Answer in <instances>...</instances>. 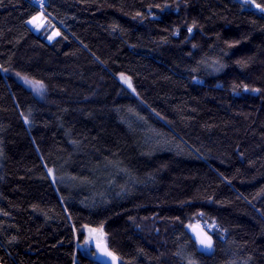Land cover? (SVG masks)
Here are the masks:
<instances>
[{"label": "trees", "instance_id": "16d2710c", "mask_svg": "<svg viewBox=\"0 0 264 264\" xmlns=\"http://www.w3.org/2000/svg\"><path fill=\"white\" fill-rule=\"evenodd\" d=\"M45 8L52 41L26 23L34 0L0 2V261L93 264L77 245L103 225L122 264H264V15L240 0Z\"/></svg>", "mask_w": 264, "mask_h": 264}, {"label": "snow or ice", "instance_id": "6c2138e0", "mask_svg": "<svg viewBox=\"0 0 264 264\" xmlns=\"http://www.w3.org/2000/svg\"><path fill=\"white\" fill-rule=\"evenodd\" d=\"M2 2V0H0ZM34 4L38 7L39 11L32 15L26 23L31 25L32 28L36 31H40L45 28L51 29V34L47 36V39L49 41L54 40L56 37H59L61 35L60 30L55 27V25L52 23V21L49 19L51 14L46 13L45 8V0H34ZM241 8L248 7L250 10H255L264 15V3H258L257 0H240ZM155 7L157 9H160L163 11L164 9L168 8L169 5L167 4H156L154 6H149V12L151 14V8ZM179 5L177 4V8ZM137 16H140L143 18L142 13H136ZM153 18H155L153 16ZM61 23H63L61 21ZM196 26L195 22H193L191 27L187 28L188 33H192L193 28ZM176 34H178V29L176 30ZM66 39V37H65ZM193 47H196V45H193ZM237 63H243L242 61H237ZM223 65H220L215 70L219 71L220 68H222ZM0 71L4 73H8L10 69L5 68L3 65H0ZM15 75L19 77L23 84L28 86L31 91L40 96L43 97L46 94L47 91V85L43 80H39L36 78H29L28 76L24 75L22 76L21 73L16 72ZM120 79L125 83L130 89H132L133 92L136 91V89L132 85V77L128 76L124 73H120ZM238 87H242L244 92L252 91V92H259L260 89L258 88H250L249 85L243 84L241 86H233V93H237ZM154 111V110H153ZM23 120L26 124L31 123L30 121V115L31 110H29V115H24ZM2 150H0V155H2ZM243 155V153H241ZM49 173H52V169H48ZM53 182H55V176H53ZM7 215V213H5ZM199 217H203L204 213L200 212L196 214ZM175 220L179 221V217H175ZM181 223H183L181 221ZM85 230L86 234L83 235V242L81 244L77 245V248L83 251V254L87 257H90L93 259V264H122L121 257L117 255L116 252L112 251L109 247L108 240H107V233L103 230V225H100L98 228H91L88 225L82 226ZM188 229L192 231L194 234V240L195 243L204 251H209L213 248V238L209 233L205 230L203 226L197 225L193 226L191 223L186 225ZM208 228H215V224H209L207 225ZM226 231V230H224ZM79 238V237H78ZM16 237H12V240H15ZM11 243V241H9ZM143 250H141L142 252ZM179 255V253H177ZM0 264H3V261H0ZM73 264H78V262L75 259V256L73 257ZM188 264H196V261L189 259Z\"/></svg>", "mask_w": 264, "mask_h": 264}, {"label": "rangeland", "instance_id": "374dc122", "mask_svg": "<svg viewBox=\"0 0 264 264\" xmlns=\"http://www.w3.org/2000/svg\"><path fill=\"white\" fill-rule=\"evenodd\" d=\"M31 26V25H30ZM32 27V26H31ZM36 31V30H35ZM36 32H38V31H36ZM23 76V75H22ZM18 80L23 84V82H22V80L18 77ZM26 86V85H25ZM28 89H30L28 86H26ZM31 90V89H30ZM36 95V94H35ZM37 97H39V98H42V97H40V96H38V95H36Z\"/></svg>", "mask_w": 264, "mask_h": 264}, {"label": "water", "instance_id": "95a60500", "mask_svg": "<svg viewBox=\"0 0 264 264\" xmlns=\"http://www.w3.org/2000/svg\"><path fill=\"white\" fill-rule=\"evenodd\" d=\"M195 227V226H194ZM191 234L194 236V234L192 233V231H191Z\"/></svg>", "mask_w": 264, "mask_h": 264}]
</instances>
